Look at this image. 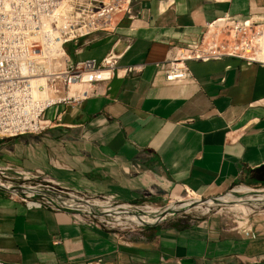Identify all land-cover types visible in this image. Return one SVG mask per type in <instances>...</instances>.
Wrapping results in <instances>:
<instances>
[{
  "label": "crops",
  "instance_id": "1",
  "mask_svg": "<svg viewBox=\"0 0 264 264\" xmlns=\"http://www.w3.org/2000/svg\"><path fill=\"white\" fill-rule=\"evenodd\" d=\"M132 9L113 16V32L66 46L72 61L120 54L116 75L77 104L44 110L42 132L0 139V165L41 170L72 195L129 204L264 181V66L187 61L189 82L170 84L153 65L216 18L264 12V0H132ZM136 64L135 73L120 70ZM252 229L245 236L207 216L120 233L0 189L3 264H264V212Z\"/></svg>",
  "mask_w": 264,
  "mask_h": 264
},
{
  "label": "built area",
  "instance_id": "2",
  "mask_svg": "<svg viewBox=\"0 0 264 264\" xmlns=\"http://www.w3.org/2000/svg\"><path fill=\"white\" fill-rule=\"evenodd\" d=\"M132 12V0H0V139L42 132L49 126L41 118L44 110L56 104H77L116 75L120 54L110 49L98 62L72 61L66 46H79L80 39L88 43L87 38L93 34L113 32V16L131 17ZM223 58L264 66V12L216 18L206 23L194 40L171 48L164 60L153 65L165 82L177 84L189 82L187 61ZM120 68L123 74L135 73L142 64ZM137 168L136 164L130 166L131 171ZM0 181H23L64 192L41 170L26 171L9 164L0 165ZM147 192L151 190L145 191V199ZM20 200L29 206L51 207L44 201ZM95 200L141 210L157 206L149 205V200L141 204L118 203L108 197ZM73 216L99 226L88 217ZM231 229L240 230L245 236L254 235L252 222L246 218Z\"/></svg>",
  "mask_w": 264,
  "mask_h": 264
},
{
  "label": "bare ground",
  "instance_id": "3",
  "mask_svg": "<svg viewBox=\"0 0 264 264\" xmlns=\"http://www.w3.org/2000/svg\"><path fill=\"white\" fill-rule=\"evenodd\" d=\"M14 186H8L10 187L14 193L16 192H24L26 193L27 196H31L38 194V197H45L48 199L50 196H53L50 191L42 192L37 185L31 184V183H26V182H18V183H13ZM6 186V185H5ZM249 194L247 198H238L235 199L231 192H229L228 195L220 196L216 199H211V200H203V199H193L189 201H185L184 203L186 205H181V204H174L171 203V205L163 206L160 208H146L143 209V214H145L146 219L143 217L139 218L138 216L136 217H131L127 214H125L123 211L115 210L114 208L109 207L108 205L104 204L99 208H96V205L99 204L96 200H86L82 199L81 197L78 196H72L70 195V199L65 200V199H55L53 200L55 203L63 206H70V207H76L79 210H85L88 212L93 213L94 215L98 216V218L107 217L109 219H112L117 222H121L122 224L128 226V227H133V226H141V225H147L149 226L153 222H156L157 220L161 219H172L178 217L180 214V210L184 209L186 207H191V208H200L201 206H205L206 208L203 209L204 212L207 211L210 207H213L219 203L223 204H230L232 202L238 203V204H252L253 206L257 205L259 202H264V191L258 190L254 191L253 189L244 187V186H238L237 188L232 189V193H244ZM72 196V197H71ZM236 197V196H235ZM31 204V203H30ZM190 208V209H191ZM202 210V211H203ZM149 218V219H148Z\"/></svg>",
  "mask_w": 264,
  "mask_h": 264
},
{
  "label": "rangeland",
  "instance_id": "4",
  "mask_svg": "<svg viewBox=\"0 0 264 264\" xmlns=\"http://www.w3.org/2000/svg\"><path fill=\"white\" fill-rule=\"evenodd\" d=\"M67 49H68V45H67ZM238 186H234L232 187L233 191L235 188H237ZM250 189H253L254 191H258V190H264V181H260L259 184H254L252 186H244ZM232 189L230 190L231 194L233 195V197L235 199H238L235 196H240V195H244V193H232ZM6 192V191H5ZM6 194H11L6 192ZM12 196V195H11ZM26 194L22 193V194H17L16 198L20 199L23 198L26 201H43L41 200L39 197H37L36 195H31L28 196L27 198L25 197ZM78 197H81L82 199H86V200H95L96 197H93L92 199H87L83 196L80 195H75ZM15 198V196H13ZM205 199L206 197L203 196H199L196 194H190V193H185L182 192V194L178 197H176V199L174 201H172L174 204H181V205H186L184 202L185 201H189V200H193V199ZM97 201V200H96ZM168 203H161V202H152L149 205L151 206H155V205H166ZM252 204H238L235 202H232L230 204H223V203H219L213 207H210L207 211L204 212L203 209H205L206 207L203 205L200 208H191V210H188L184 213L181 214V216L176 219L177 221L183 222V223H188V224H192L195 221H197L200 218L203 217H207V216H216L218 218H220L224 225L226 227H235L236 223L241 222V218L243 219H248L249 221L252 222V217L253 215L257 214V213H261L264 212V206H256L252 208ZM163 207V206H162ZM251 207V208H249ZM157 208V207H156ZM158 209V208H157ZM203 210V211H202ZM85 217V216H82ZM93 223H97L99 226H104L105 228L111 230V231H117L120 233H124V232H129V231H137V230H145L143 228H139L136 226L133 227H128V226H117V227H113L111 228L109 224H105L103 222H99L100 220L95 219V218H90ZM240 225V224H239Z\"/></svg>",
  "mask_w": 264,
  "mask_h": 264
},
{
  "label": "water",
  "instance_id": "5",
  "mask_svg": "<svg viewBox=\"0 0 264 264\" xmlns=\"http://www.w3.org/2000/svg\"><path fill=\"white\" fill-rule=\"evenodd\" d=\"M13 183H18V182H2V181H0V189H1V190H5V191L10 192V193L15 194V195L24 193V192H19V191L16 192V193H14L12 190H10L11 188L8 187V186H11V185L14 186ZM5 185H6V186H5ZM37 187H38L42 192H46V193H47V191H50L51 194H53V196H50V198H52V199H48V198H45V197H41V198L39 197V198L42 199L44 202H46V203H47L48 205H50L51 207L57 209V210H62V211L71 212V213H73V214H77V215H80V216H85V217H88V218H95V219L100 220L99 222H103V223H105V224H109L111 227H117V226H123V225H124V224H122L121 222L114 221V220L109 219V218L104 217V216H103L102 218H98V216L94 215L93 213L88 212V211H85V210H79V209L76 208V207H70V206L59 205V204L55 203L53 200H55V199H56V200H57V199H65V200H68V199H70V195H72V194H69V193H67V192H57V191H53V190H50V189H48V188H44V187H42V186H37ZM261 191H264V190H261ZM229 192H230V191H227V192H224L223 194H220V195L207 197V198H205V199H203V200L216 199V198H218V197H220V196L228 195ZM24 194H26V193H24ZM72 196H73V195H72ZM72 196H71V197H72ZM74 196H75V195H74ZM247 196H249V194H244V195H240V196H236V197H237V198H241V199H243V198H247ZM37 197H38V194H37ZM97 202H98V201H97ZM171 203H173V202H169V203L166 204V205H157V206H155V207H153V208L156 209V207H157V208H160V207H162V206L165 207V206H167V205H171ZM104 204L108 205V206L111 207V208H114L115 210L123 211L125 214H127V215H129V216H131V217H136V216H138L139 218L143 217L144 219H146V217H147V216H145V214H143V210H141V209H137V208H133V207L124 206V205H121V204H112V203H109V202H99V204L96 205L95 209L101 207V206L104 205ZM261 205L264 206V202H259L257 205L252 206V208H253V207H256V206H261ZM190 208H191V207H186V208H184V209H181V210L179 211L180 214H179L178 217H176V218H172V219H169V220H166V219L161 220V219H159V220H157L156 222H153L152 224H150L149 226H147V225H141V226H136V227L143 228V229H149V228H153V227H155V226L161 225V224H163V223H167V222L174 221V220L178 219V218L181 216L182 213H184V212H186V211H188V210H191ZM249 208H251V207H249ZM148 219H149V218H148ZM124 226H126V225H124Z\"/></svg>",
  "mask_w": 264,
  "mask_h": 264
},
{
  "label": "trees",
  "instance_id": "6",
  "mask_svg": "<svg viewBox=\"0 0 264 264\" xmlns=\"http://www.w3.org/2000/svg\"><path fill=\"white\" fill-rule=\"evenodd\" d=\"M150 202H156V201H150Z\"/></svg>",
  "mask_w": 264,
  "mask_h": 264
}]
</instances>
